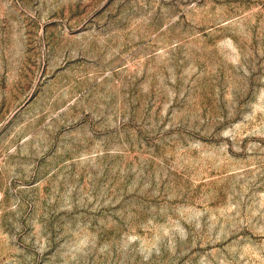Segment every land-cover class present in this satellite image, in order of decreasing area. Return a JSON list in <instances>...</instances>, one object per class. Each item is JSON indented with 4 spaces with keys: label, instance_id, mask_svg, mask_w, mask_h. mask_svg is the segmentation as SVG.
<instances>
[{
    "label": "rangeland",
    "instance_id": "obj_1",
    "mask_svg": "<svg viewBox=\"0 0 264 264\" xmlns=\"http://www.w3.org/2000/svg\"><path fill=\"white\" fill-rule=\"evenodd\" d=\"M0 264H264V0H0Z\"/></svg>",
    "mask_w": 264,
    "mask_h": 264
}]
</instances>
